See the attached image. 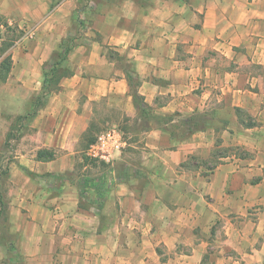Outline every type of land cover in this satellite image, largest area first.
Segmentation results:
<instances>
[{
	"label": "crops",
	"instance_id": "0c3cea01",
	"mask_svg": "<svg viewBox=\"0 0 264 264\" xmlns=\"http://www.w3.org/2000/svg\"><path fill=\"white\" fill-rule=\"evenodd\" d=\"M76 1L0 0L34 33L5 45L0 78V150L18 121L3 256L8 236L20 264L263 261L264 0ZM70 37L69 73L33 113ZM105 113L134 137L112 165L85 154Z\"/></svg>",
	"mask_w": 264,
	"mask_h": 264
},
{
	"label": "rangeland",
	"instance_id": "374dc122",
	"mask_svg": "<svg viewBox=\"0 0 264 264\" xmlns=\"http://www.w3.org/2000/svg\"><path fill=\"white\" fill-rule=\"evenodd\" d=\"M77 1L76 2L78 3V6L76 7V12H77V10L79 8L84 6L89 0H77ZM75 18L78 21L80 20V18H78V17H75ZM80 22H83V21L80 20ZM0 23H3V24H5L7 26V32H6V35H5V41H4L3 45L0 47V62H1V60L4 58V56L8 53V51H6V49H5L6 46L10 43V44H12L11 46L13 47V44L16 45L17 42H20V38L22 36L26 37L25 32L27 31V29L25 28L26 31H24V29L20 28L19 25L16 24L15 22L11 23V25H10L6 21V19H0ZM82 28H85V24H80V25L78 24V30L76 32L74 31L75 34L72 33V35H74L75 37L79 36V35H82L84 33V31H85V29L82 30ZM33 29H34V27H33ZM42 94H45V91H43ZM108 114L109 113H107V114L105 113V114L102 115L101 119L99 120V122H101V124L99 122H96L97 123L96 124V131H95L94 135H90V136L96 137L97 134L102 129L106 128L107 126L116 124L114 121H119L120 123L116 124V125H118V127L121 128L124 131L125 137H126V140H127V145L124 148L123 152L125 150H128L131 153V151L129 149H131L133 147H131L129 145V141L132 138H134L133 135H131V133L129 131L125 130L127 128L125 126V123H121V122H123L122 120L112 118ZM17 122L18 121H16L13 125H11L12 126L11 134L8 137V139H6L4 145L2 146V149L0 150V161L2 162V161L5 160V163H6V167L4 166L1 169L2 174H0V186H1L2 176H4V174L8 173V162L13 159V156L15 155V152H16V150H15V148H16L15 138H16L17 133H18V129H17L18 128V123ZM135 144H137V143H135ZM88 146H87V148H88ZM132 155H137V153L134 154L132 152ZM88 160L93 162V163L95 162L94 160H91L89 158H88ZM97 163H99V162H97ZM0 196H2L1 193H0ZM0 198H1L0 199V224H1V223H4V222H7V214L8 213H7V208H6L7 206H5V205L8 204V199L6 200L5 196L0 197ZM2 199H3V201H2ZM8 238H9L8 236L6 238H4V240H7V245L5 246L6 249H7V255L6 256H3L5 248H2V246H0V264H20V261L18 259L19 257L15 254L14 247L11 246V243H9L10 241H9Z\"/></svg>",
	"mask_w": 264,
	"mask_h": 264
},
{
	"label": "trees",
	"instance_id": "16d2710c",
	"mask_svg": "<svg viewBox=\"0 0 264 264\" xmlns=\"http://www.w3.org/2000/svg\"><path fill=\"white\" fill-rule=\"evenodd\" d=\"M76 21L79 25L82 23L80 22V20L78 21L76 19ZM75 43H76L75 39H72L71 37L64 39V41L61 44V50L58 51V53L54 55L51 65H49L48 69L45 70V81H44V89H43V91H45V94H42L43 93L42 91L38 95L34 103L33 113H35L37 108L43 105L46 98L58 88V82L60 81L61 77L69 73V70L66 69L62 64L67 59L68 53L72 50ZM11 64H12L11 54L7 53L0 62V78L1 79H6L8 77V74L11 69ZM135 99L138 105L142 106L143 102L141 100V97L138 94H135ZM184 124L187 127V133L186 134L184 132L176 133L175 135L177 136L178 139H181L185 137L187 134L203 128L206 125V120L202 116L193 117V118H188L187 120H185ZM95 139L96 137L91 136L89 143H92ZM53 157H54V152L49 149H42V150H39L38 152L39 159H51ZM127 172L128 171L125 170L124 174H127ZM96 187L97 189H99L104 186L100 184V187L98 185H96Z\"/></svg>",
	"mask_w": 264,
	"mask_h": 264
},
{
	"label": "built area",
	"instance_id": "2783aa9c",
	"mask_svg": "<svg viewBox=\"0 0 264 264\" xmlns=\"http://www.w3.org/2000/svg\"><path fill=\"white\" fill-rule=\"evenodd\" d=\"M76 1V0H75ZM7 26L0 23V47L5 41ZM33 31L28 30L25 35L33 36ZM127 145L124 131L117 125H110L102 129L96 139L86 149V156L99 163L112 165ZM258 264H264V260Z\"/></svg>",
	"mask_w": 264,
	"mask_h": 264
}]
</instances>
